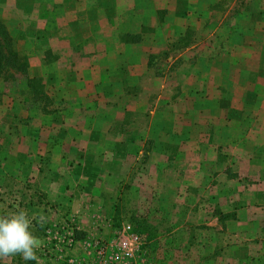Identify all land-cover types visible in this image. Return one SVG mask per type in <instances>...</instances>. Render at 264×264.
Returning a JSON list of instances; mask_svg holds the SVG:
<instances>
[{"label":"crops","instance_id":"crops-1","mask_svg":"<svg viewBox=\"0 0 264 264\" xmlns=\"http://www.w3.org/2000/svg\"><path fill=\"white\" fill-rule=\"evenodd\" d=\"M38 1L25 21L36 18L37 36H12L26 62L19 88L35 78L53 93L51 125L69 151L112 135L101 159L112 148L133 164L143 151L170 164L174 152L187 166L209 162L230 180L264 184V0ZM6 94L8 112L26 101ZM126 113L147 114V126L112 130ZM198 167L186 185L208 177Z\"/></svg>","mask_w":264,"mask_h":264},{"label":"rangeland","instance_id":"rangeland-1","mask_svg":"<svg viewBox=\"0 0 264 264\" xmlns=\"http://www.w3.org/2000/svg\"><path fill=\"white\" fill-rule=\"evenodd\" d=\"M28 2L0 0V19L16 16L17 24L4 21L11 36H37L36 18L25 24ZM38 6L34 0L32 8ZM1 77L0 215L28 213L30 230L42 241L40 264H264V184L244 176L230 180L209 162L187 166L174 152L170 164L144 151L133 164L131 155L121 157L112 148L101 159L106 140L116 141L112 135L88 153L69 151L64 129L51 125L53 93L38 80L20 91L21 75L10 69ZM12 91L26 101L8 112L5 96ZM146 116L115 117L112 130L123 124L143 128ZM156 162L161 171L152 167ZM197 167L208 177L186 185L196 182ZM74 231L83 237L74 239ZM18 263L26 260H0Z\"/></svg>","mask_w":264,"mask_h":264},{"label":"clouds","instance_id":"clouds-1","mask_svg":"<svg viewBox=\"0 0 264 264\" xmlns=\"http://www.w3.org/2000/svg\"><path fill=\"white\" fill-rule=\"evenodd\" d=\"M31 225L32 218L23 209L0 215V260L20 255L26 261L40 264L37 249L42 241L30 230Z\"/></svg>","mask_w":264,"mask_h":264},{"label":"trees","instance_id":"trees-1","mask_svg":"<svg viewBox=\"0 0 264 264\" xmlns=\"http://www.w3.org/2000/svg\"><path fill=\"white\" fill-rule=\"evenodd\" d=\"M9 69L25 73L26 62L25 57L21 55L14 46V41L6 27V24L2 19H0V75ZM34 81H37V79L28 78V85L32 87ZM83 234L84 232L74 231L73 237L74 239H81ZM25 264H34V261L28 260Z\"/></svg>","mask_w":264,"mask_h":264},{"label":"built area","instance_id":"built-area-1","mask_svg":"<svg viewBox=\"0 0 264 264\" xmlns=\"http://www.w3.org/2000/svg\"><path fill=\"white\" fill-rule=\"evenodd\" d=\"M96 249L98 250L99 253L103 251V246L99 244L97 241H96Z\"/></svg>","mask_w":264,"mask_h":264}]
</instances>
